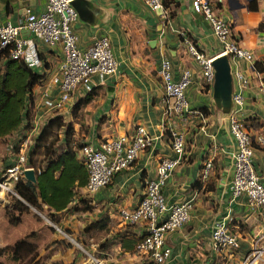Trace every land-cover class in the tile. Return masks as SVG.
<instances>
[{"label":"crops","instance_id":"crops-1","mask_svg":"<svg viewBox=\"0 0 264 264\" xmlns=\"http://www.w3.org/2000/svg\"><path fill=\"white\" fill-rule=\"evenodd\" d=\"M164 2L166 17L148 8L144 0L82 2V11L71 23L77 46L85 48L93 38L106 36L117 63L116 72L105 78L91 74L90 88L78 85L60 109H48L40 94L43 84L57 71L62 57L60 44L49 45L34 39L26 28L20 31L35 43L41 63L33 68L44 74L32 88L31 122L22 130L25 134H36L48 118L58 114L71 124L74 142L96 145L105 137L132 131L137 124L143 125L152 139L127 167L114 172L107 184L93 191L86 190L84 185L78 187L67 207L56 212L57 221L30 206L19 215L17 223H9L4 210L12 198L2 196L1 189L0 231L4 230L10 238L2 245L29 234L36 246L35 261L45 264L56 260L72 264H148L134 249L143 224L120 221L117 208L137 203L157 160L172 155L169 131L176 130L184 135V151L161 192L167 204L189 199L191 207L187 220L164 235V243L170 249L167 264H240L250 249L264 246V207L250 206L242 193L231 197L228 189L235 149L228 128L230 111L216 106L212 81L204 82L199 64L186 52L183 38L207 56L217 55L220 42L209 20L192 8V0ZM208 2L212 13L230 24L233 39L250 49L254 60H262L264 67V0ZM247 2L255 7H247ZM44 5L45 0H0V23L15 24L36 16ZM163 58L169 61L174 79L182 69L190 71L185 98L196 113H164V93L158 75ZM228 64L232 92L237 89L233 71L238 70L248 79L240 90L242 103L237 117L254 134L264 126V68L258 71L253 62L249 64L229 55ZM89 90L92 94L84 99ZM232 107L231 100L230 110ZM13 157L14 153L8 150L4 164ZM206 158L212 159V167L207 179L199 182L196 179ZM251 162L264 185V148L253 146ZM14 197L19 198L16 193ZM83 204L88 207L82 208ZM47 219L78 237L80 248L87 254L84 259L71 254L69 244L58 241L67 237ZM215 220L224 222L236 236L237 248H212L210 230ZM19 227L21 230L17 231Z\"/></svg>","mask_w":264,"mask_h":264},{"label":"built area","instance_id":"built-area-1","mask_svg":"<svg viewBox=\"0 0 264 264\" xmlns=\"http://www.w3.org/2000/svg\"><path fill=\"white\" fill-rule=\"evenodd\" d=\"M144 1L151 10L159 9L160 16H167L163 0ZM191 4L195 11H200L209 20L213 34L220 42L217 55L227 53L232 58L243 59L252 64L253 52L233 39L230 24L212 13L208 0H192ZM76 17L77 12L70 4V0H45L44 8L36 16L25 18L15 24L8 21L0 23V49L6 48L11 58H20L31 67L39 65L41 59L35 43L20 34L23 28H26L34 39L45 44H60L62 57L57 71L50 76L40 90L43 104L48 109H60L78 85L89 89L91 74L105 78L116 72L117 63L106 36L93 38L85 48L77 46L76 34L71 27ZM183 42L186 45V52L199 64L204 82H211L213 79L211 60L216 54L207 56L186 38H183ZM261 46L264 55V30ZM158 75L164 93V113L197 112L188 107L185 98V88L190 81V71L187 68L182 69L179 76L174 79L169 61L163 58L159 63ZM233 75L237 89L231 94L233 107L228 113V128L234 138L235 149L232 152V174L228 189L231 197L242 193L250 206L264 207V185L251 162L253 146L264 148V126L251 134L241 124L237 117L242 103L240 90L247 85L248 79L238 70L233 71ZM151 139L145 127L137 124L132 131L105 137L96 145L83 142L77 149V153L86 168L84 184L86 190L93 191L107 184L114 172L127 167L140 150L151 144ZM26 140L27 136L19 142L13 160L0 174L2 189L12 191L13 182L22 175L24 168L30 167L26 163ZM169 145L172 155L162 156L157 160L153 175L145 180L142 196L137 203L132 207L117 208L120 221L143 224L142 235L135 243L134 249L150 264H167L170 249L164 243V235L187 220L191 207L189 199L167 204L161 192L167 176L184 151L183 133L170 130ZM211 167V158L202 161L198 174L200 181L207 179ZM47 221L63 236L70 237L55 222L49 219ZM210 242L215 250L223 247L231 250L238 246L236 236L220 220L212 223ZM258 254L251 250L244 260L248 258V261L254 260Z\"/></svg>","mask_w":264,"mask_h":264},{"label":"trees","instance_id":"trees-1","mask_svg":"<svg viewBox=\"0 0 264 264\" xmlns=\"http://www.w3.org/2000/svg\"><path fill=\"white\" fill-rule=\"evenodd\" d=\"M247 7L253 8L255 5L247 2ZM253 67L261 71L264 68L262 60H254ZM43 75L22 59L11 58L6 48L0 49V137L18 128L25 130L29 127L33 104L32 88L40 83ZM91 94L92 90H89L84 99ZM53 127L59 129L60 134L57 138L47 141ZM25 135L22 131L17 137L10 150L12 153L17 151L18 143ZM71 135V124L56 114L48 118L33 136L32 143L27 149L26 163L33 168L35 180L32 182L21 175L13 182L12 189L20 199L12 197L5 207L4 213L9 223H17L19 215L28 211L30 206L36 210L45 209L49 218L57 221L56 212L67 207L77 188L85 184L86 168L77 153L82 142L70 143ZM33 154L39 155V160L33 158ZM10 163L11 161L0 166V174ZM196 180L200 182L198 177ZM87 207L85 204L82 205V208ZM7 245L10 246L9 250L13 257L22 258L31 253L28 260L22 264H45L35 261L36 246L29 238V234ZM50 264H72V261L56 260Z\"/></svg>","mask_w":264,"mask_h":264},{"label":"rangeland","instance_id":"rangeland-1","mask_svg":"<svg viewBox=\"0 0 264 264\" xmlns=\"http://www.w3.org/2000/svg\"><path fill=\"white\" fill-rule=\"evenodd\" d=\"M51 130H52L51 134L46 139L47 141L57 138L59 136V134H60V130L59 129L57 130L56 127H53ZM20 134H22V130L20 128H18V130H14V131H12L9 134L0 137V166H2L4 164V160L7 157L8 150L9 151L11 150L13 143L17 140V137ZM26 134H28V135H25L22 138V139H24L27 136L25 156H26L28 147L32 143V138L35 135V133H30V134L26 133ZM71 142H74L72 135L70 136V143ZM55 143H57V142H55ZM18 147H19V143H18ZM39 150H41V149L39 148ZM14 153H16V152H14ZM32 157L35 158L36 160H39V158H40L39 155H34V154L32 155ZM1 189L2 188L0 187V190ZM1 194H2V196L7 198L8 200H10V198L15 196V192H14L13 189H12V191H9V190H6V189H2ZM38 211H40L41 214H43V215H45V216H47L49 218V216L47 215V211L45 209L38 210ZM37 218L40 219V220L43 219L39 215H37ZM49 227L53 230V228L51 226H49ZM19 230H21V227H19L17 229V231H19ZM3 231H2V229L0 231V262H2L4 264H22V262L23 263L26 262L28 260V258L31 256V253H29L26 256H22V258L13 257L12 252L9 250L10 246H8L7 244L2 245V244H4L6 242V239L10 240L9 236H6L7 233L3 232ZM7 231H9V230H7ZM3 238H5V239H3ZM58 241L59 242L62 241L63 243L69 244L71 246L70 248L72 249L71 254H74V256L81 257V259H84V256L86 257L87 254L84 252L82 247L80 248V245L78 244V237L76 235L75 236L74 235H70V237H67V238H60V239H58ZM8 244H11V243H8ZM4 246H5V248H3ZM58 246L60 247L61 245L58 243ZM251 250H253L254 253L258 252L259 253L258 256L255 257V258L253 257L254 260L250 259L248 261V259H249L248 258L247 260H244V259L241 260V262H239V263L240 264H264V248H262V247H254V248L250 249L246 253V255H244V257H246L247 254H249L251 252ZM88 264H90V263H88Z\"/></svg>","mask_w":264,"mask_h":264},{"label":"water","instance_id":"water-1","mask_svg":"<svg viewBox=\"0 0 264 264\" xmlns=\"http://www.w3.org/2000/svg\"><path fill=\"white\" fill-rule=\"evenodd\" d=\"M82 2L84 0H70V4L75 8L77 14L82 11ZM157 14L160 13L159 9H156ZM213 68L212 79V96L217 107H220L222 111L229 112L231 107V94H232V82L231 74L229 71L228 54L221 53L215 55L211 60ZM22 175L25 179L34 181V170L32 167H26L22 170Z\"/></svg>","mask_w":264,"mask_h":264}]
</instances>
